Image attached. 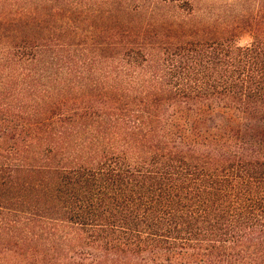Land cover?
I'll return each mask as SVG.
<instances>
[{"label":"trees","instance_id":"trees-1","mask_svg":"<svg viewBox=\"0 0 264 264\" xmlns=\"http://www.w3.org/2000/svg\"><path fill=\"white\" fill-rule=\"evenodd\" d=\"M0 264H264V0H0Z\"/></svg>","mask_w":264,"mask_h":264},{"label":"rangeland","instance_id":"rangeland-1","mask_svg":"<svg viewBox=\"0 0 264 264\" xmlns=\"http://www.w3.org/2000/svg\"><path fill=\"white\" fill-rule=\"evenodd\" d=\"M250 41H251L250 36L247 35V34H245L244 36H242L241 39H239V43H240L241 45H247V44L250 43Z\"/></svg>","mask_w":264,"mask_h":264}]
</instances>
